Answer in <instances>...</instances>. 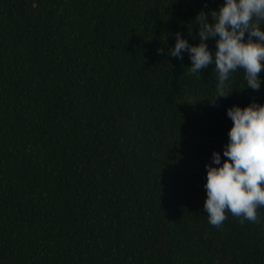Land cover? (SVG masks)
<instances>
[{"label": "trees", "instance_id": "trees-1", "mask_svg": "<svg viewBox=\"0 0 264 264\" xmlns=\"http://www.w3.org/2000/svg\"><path fill=\"white\" fill-rule=\"evenodd\" d=\"M223 3L0 0V264H264V207L204 210L227 110L264 104V72L213 105L215 64L170 55Z\"/></svg>", "mask_w": 264, "mask_h": 264}, {"label": "clouds", "instance_id": "clouds-1", "mask_svg": "<svg viewBox=\"0 0 264 264\" xmlns=\"http://www.w3.org/2000/svg\"><path fill=\"white\" fill-rule=\"evenodd\" d=\"M193 23L199 27L200 43L190 45L177 32L170 55L183 60V53L189 54V75L215 64L216 96L210 102L214 105L217 98L230 95L225 89L237 70L244 72L245 88L258 91L264 72V0H225L218 10H202ZM209 39L216 41L214 54L206 43ZM227 115L233 126L223 151L226 159L222 161L220 152L214 151L212 163L205 166L204 210L208 222L217 228L227 220L226 213L241 224L255 223L258 209L264 207V104L254 100L246 107L235 105Z\"/></svg>", "mask_w": 264, "mask_h": 264}]
</instances>
